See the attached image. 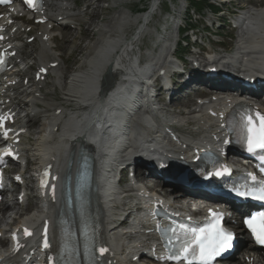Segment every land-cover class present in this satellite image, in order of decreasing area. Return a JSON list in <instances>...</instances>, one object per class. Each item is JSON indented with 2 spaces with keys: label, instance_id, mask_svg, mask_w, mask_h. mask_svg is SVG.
Instances as JSON below:
<instances>
[{
  "label": "bare ground",
  "instance_id": "6f19581e",
  "mask_svg": "<svg viewBox=\"0 0 264 264\" xmlns=\"http://www.w3.org/2000/svg\"><path fill=\"white\" fill-rule=\"evenodd\" d=\"M85 1L87 12H84V9H76V0H47L45 12L42 14L48 22L33 29L16 18H11L8 11L1 12L0 36L4 37L1 42L11 47L9 54L12 65V69L0 80L3 106L16 115L18 120L15 126H19L25 135L28 133L34 138V143L29 146L30 149L23 147V142L20 145L21 151L28 154L33 165L26 177V182L32 179L40 168L47 166L54 173V185L50 192H46V196L50 197V205L53 206L50 213L46 212L39 203L36 204L37 210L34 209L28 215L21 214L16 208H11L10 200L0 207V234L5 236L11 216L14 223L17 222L19 226L30 227L33 230L46 220L51 221L53 211L59 209L57 197L61 191V179L69 168L72 172L75 171L83 146L91 147L95 163L96 187L93 202L99 209L100 235L108 249L107 260L112 264H131L138 254L156 248L155 238L146 234L147 230L151 229L148 211L141 210L130 218L127 222L128 227L125 229H120L118 224L123 213L134 212L145 202L147 193L139 188L132 189L131 186H127L124 195L116 196L108 173L122 150H132L133 156L145 154L148 151L164 156V154H174L176 148L158 143L157 137L149 135L150 129L140 124L136 128L138 136L131 142L128 140L122 142L113 133L103 132L104 137H100L94 125L99 123L102 127L107 125L108 128L114 126L121 117L123 109L129 110L126 99L132 93L135 83L148 75L149 66H140V57L135 55L138 45H141L139 43L148 36V28L152 24L153 17L156 16L160 0H152L147 11L134 17L131 16V11L124 9L125 5L131 3L130 0ZM178 1L181 2L174 9L175 13L171 18L174 24L177 23L176 18L180 16L184 8L185 0ZM106 3H112V8L119 10L107 23L97 25L94 20L93 24L86 22L90 25L87 32L92 39L87 45L81 47L79 35L74 34L73 30L79 31L86 13L93 19L101 15L105 10V6L101 4ZM224 3L227 4V1ZM245 5L238 3L240 7ZM252 7L261 9L254 11L250 8L238 18L240 35L237 53L241 57L234 55L219 58L209 55L205 62L222 63L228 66V64L235 65V62L239 61L241 66L239 71L242 74L262 77L261 74H264V8L257 4H252ZM16 11L18 16H21V12ZM58 17L63 18L61 26H66L63 43H68L67 47H70L72 54L75 51H80L82 54L78 65H75L76 67L74 66L68 73H65V67L62 66L60 56L55 50L54 32L50 31V27L57 23L55 21ZM173 23L171 22L172 26H174ZM135 24L138 28L132 36L128 37L127 31ZM30 30L34 32L32 36L35 40L31 44L24 45L23 39L26 41L32 37H27ZM164 32V28H161L160 35L156 33L153 42V44L157 43L160 53L167 52L165 45L168 36H163ZM159 41H163L164 44L163 42L160 44ZM36 46L38 49L34 52L26 50ZM194 59L200 60L196 56ZM53 64L57 67L55 68ZM34 66L38 67L36 75L42 77L39 81L36 80L35 75L31 78L30 73ZM42 69L47 70L48 76H43ZM196 74L197 72L192 71L190 78H199ZM117 78H121L123 89L119 88L116 93L109 95L107 92L109 83L115 82ZM158 101L160 102L161 99L159 98ZM155 105L154 100L151 107ZM175 106V103H172L170 107L174 109ZM228 111L229 106L226 103L210 100L198 103L188 112L175 113L176 118L172 121L161 118L159 125L165 131L167 127H172V124L178 122L181 145L186 149L193 146L189 152H195L199 150L198 146L204 147V145L221 152L226 140L223 122ZM24 133L21 136L23 139ZM95 141L97 142L93 147ZM27 187L34 189L33 182L27 183ZM153 198L155 196H151V199ZM171 205L176 207L180 205L189 211H192L193 206L182 197L175 198ZM140 228L143 229L144 234H139ZM127 234L132 235L127 236ZM248 247L251 248L249 245ZM249 248L244 256L251 258ZM24 249L26 252L32 251L30 259H37L40 255L36 254L34 241L28 243ZM0 258H6V254L0 252ZM11 260L26 264V260H23L21 255H14ZM239 262L240 264H264V258ZM30 264H32L31 261Z\"/></svg>",
  "mask_w": 264,
  "mask_h": 264
},
{
  "label": "snow or ice",
  "instance_id": "6c2138e0",
  "mask_svg": "<svg viewBox=\"0 0 264 264\" xmlns=\"http://www.w3.org/2000/svg\"><path fill=\"white\" fill-rule=\"evenodd\" d=\"M12 0H0V4H9ZM23 2L29 8H36L37 0H23ZM2 30V29H0ZM4 37L0 36V40H3ZM4 63V59L0 57V64ZM41 71H44L43 69ZM247 124L245 128L248 130V136L246 139L247 151L252 153L257 150H264V134L260 136L252 135L251 125L253 123L252 117H246ZM262 121H264V117H260ZM3 122V118L0 117V123ZM227 143V141H225ZM223 172H227V169L224 168L222 171L218 170L214 173L216 176L222 175ZM207 178V177H206ZM255 180V177H252ZM235 194L238 197L243 198H252L254 200L264 201V184H262L258 189L252 191H242L240 189L235 190ZM215 223H213L212 227L209 228H192L188 230L189 237L185 240V242L180 246L178 250H176L169 259L176 261H186L187 264H213L216 261L217 257L222 256L225 252L231 249L233 234L227 232L220 225V221L223 218L222 213L213 212ZM259 220L260 226H257V221ZM245 224L250 229L255 241L264 245V213H260L258 215L252 216L246 219ZM24 234L26 236L31 235V233L25 229ZM45 248H48V242L45 240L44 244ZM99 254L102 256L107 249L99 248ZM51 257L49 260L51 261Z\"/></svg>",
  "mask_w": 264,
  "mask_h": 264
},
{
  "label": "rangeland",
  "instance_id": "374dc122",
  "mask_svg": "<svg viewBox=\"0 0 264 264\" xmlns=\"http://www.w3.org/2000/svg\"><path fill=\"white\" fill-rule=\"evenodd\" d=\"M116 1V0H115ZM118 1V0H117ZM119 1H122V0H119ZM149 1L150 0H130V4L128 5V6H124V9H129V11H131L132 13H134L135 15H136V13H139V14H143L145 11L144 10H146V7L148 8V4H149ZM152 1V0H151ZM151 1H150V3H151ZM179 2H181V1H179ZM223 2H226V1H223ZM238 3H241V4H243V5H245V7L246 6H250L251 8H253L252 7V4L254 5V4H257V6H261V7H263L264 6V0H242V1H240V2H238ZM248 4V5H247ZM85 5H86V3H85V1L84 0H79V7H84V8H86L85 7ZM103 7H104V4H101ZM122 6V5H121ZM149 7H150V4H149ZM166 8V6H162V11L164 10ZM141 9H144L142 12L143 13H141L140 11H141ZM149 9V8H148ZM147 9V10H148ZM117 10H119V9H111V10H106V11H104L101 15H99L96 19H93V17L92 16H90V14H88V13H86L87 14V16L88 17H86V19L84 20V22L82 23V27H81V30L78 32L77 30L76 31H74L75 33L74 34H78L79 36V38H80V43H81V47L83 46V45H87L90 41H91V39H92V37L91 36H89V34H88V32H87V29L89 28V26L90 25H87L86 24V22H88V23H90V24H93V23H95L96 22V24L98 25V24H100V22H106V21H108V19H110L111 17H113V15H114V13L117 11ZM146 10V11H147ZM158 13V9H157V11H156V14ZM138 14V15H139ZM138 15H136V16H138ZM132 16V15H131ZM133 17V16H132ZM95 21V22H92V21ZM159 20H160V18L159 17H153V19H152V24H150V26H153L154 27V23H157V22H159ZM205 22H207V23H210L209 22V17L208 18H206L205 19ZM149 26V28H148V36L150 35V32H151V27ZM138 28V25L137 24H135V25H133L128 31H127V33L129 34V37L130 36H132L134 33H135V31H136V29ZM57 34H60V33H57ZM227 34H229V35H234V36H237V33L236 32H233L232 30H230V31H228V33ZM148 36H146L144 39H146V38H148ZM163 36H165V34H163ZM149 39V38H148ZM147 41V40H146ZM224 41H226V42H228L227 41V39H225ZM227 44H230V43H227ZM68 46V43L67 42H65V43H63L62 42V44L60 45V46H58V51L60 52L59 54L61 55V60L65 63V73H68V71H70V69H72V68H74V66L75 65H78V63H79V61H80V59H81V55L82 54H80V51H78V52H74L73 54H72V52H71V49H70V47H67ZM37 47V46H36ZM35 48V47H34ZM34 48H33V50H34ZM76 67V66H75ZM58 94V93H57ZM59 95V94H58ZM57 97V96H56ZM58 98V97H57ZM56 98V99H57ZM157 100H159V98H157ZM28 136H29V138H25L24 139V147L25 148H28V149H30L31 147H29L30 146V144L32 145L33 143H34V138H33V136H31V135H29L28 134ZM28 146V147H27ZM194 206H192V208H193ZM34 210V209H33ZM32 210V211H33ZM241 258V257H240ZM260 264H262V263H260Z\"/></svg>",
  "mask_w": 264,
  "mask_h": 264
}]
</instances>
